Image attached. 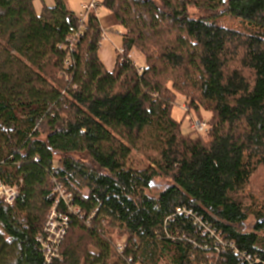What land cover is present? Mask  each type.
I'll list each match as a JSON object with an SVG mask.
<instances>
[{
	"label": "trees",
	"instance_id": "1",
	"mask_svg": "<svg viewBox=\"0 0 264 264\" xmlns=\"http://www.w3.org/2000/svg\"><path fill=\"white\" fill-rule=\"evenodd\" d=\"M34 1L0 0V180L19 190L0 264H264V0H100L124 30L111 70L96 12ZM174 91L209 113L206 138L183 133ZM56 184L80 214L47 263Z\"/></svg>",
	"mask_w": 264,
	"mask_h": 264
},
{
	"label": "rangeland",
	"instance_id": "2",
	"mask_svg": "<svg viewBox=\"0 0 264 264\" xmlns=\"http://www.w3.org/2000/svg\"><path fill=\"white\" fill-rule=\"evenodd\" d=\"M87 0H68L66 2L67 9L73 11L77 15H81L84 12L83 4H85ZM54 0H35L34 7L38 14H41L43 8L45 6H53ZM98 18L101 21V25L106 31L104 32L107 36L105 40L101 42L99 56L104 62L105 66L108 70L113 69L116 56L121 49L122 38L121 33L124 32L122 27L117 23L114 15L104 7H99L96 12ZM190 14L192 16H197L198 12L194 8L190 9ZM229 19L220 20V23L223 25H227L229 23ZM131 59L135 61L137 64H142L143 55L140 52L134 50L131 55ZM170 86H172L170 84ZM176 99L173 105L172 114L173 117L177 121H182V130L184 134L193 133V136H203L206 138V129H208V121H209V113L205 111H200L196 113L194 110H190V101L188 98L177 91H174ZM206 122L207 126L204 131L196 132L193 128L196 121ZM134 158L139 159L142 158V154L138 152H134ZM85 194L88 193V190L84 191ZM252 228V219L248 220L243 229L245 232L251 231ZM109 236L113 239V242L117 244H124L125 236L121 235L118 230H110Z\"/></svg>",
	"mask_w": 264,
	"mask_h": 264
},
{
	"label": "built area",
	"instance_id": "3",
	"mask_svg": "<svg viewBox=\"0 0 264 264\" xmlns=\"http://www.w3.org/2000/svg\"><path fill=\"white\" fill-rule=\"evenodd\" d=\"M100 0H87L83 4L84 12L80 15L82 21L86 20V15L90 11L97 12L99 9ZM107 38L106 34H102L101 42ZM101 46V43H100ZM123 50L120 49L119 53ZM207 126L206 122L196 121L193 128L196 132H202ZM55 192L57 198L52 206L47 220L45 222L44 231L38 237V241L42 247V251L47 263H51L54 259L60 258V247L68 232L70 225V215L80 214V209L73 203V195L68 192L62 184H56ZM19 190L17 186H11L0 180V201L13 205L18 197ZM63 204V208L60 205ZM179 211V210H178ZM191 215V212L188 211ZM203 234L210 235L215 239V245L217 247H233L232 243L225 242L221 233L215 229L206 227ZM118 250L121 251L123 244H117ZM235 254H239V251L235 249ZM247 261H252L251 256L243 254L242 256Z\"/></svg>",
	"mask_w": 264,
	"mask_h": 264
},
{
	"label": "crops",
	"instance_id": "4",
	"mask_svg": "<svg viewBox=\"0 0 264 264\" xmlns=\"http://www.w3.org/2000/svg\"><path fill=\"white\" fill-rule=\"evenodd\" d=\"M101 22V21H100ZM103 27V26H102Z\"/></svg>",
	"mask_w": 264,
	"mask_h": 264
}]
</instances>
